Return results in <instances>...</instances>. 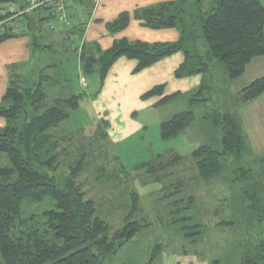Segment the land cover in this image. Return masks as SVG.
I'll use <instances>...</instances> for the list:
<instances>
[{
    "label": "rangeland",
    "instance_id": "obj_1",
    "mask_svg": "<svg viewBox=\"0 0 264 264\" xmlns=\"http://www.w3.org/2000/svg\"><path fill=\"white\" fill-rule=\"evenodd\" d=\"M4 5V2H0V7ZM153 5L156 4L150 6ZM139 6L140 0H107L102 6L106 16L99 20L96 18L94 22L103 25L106 34L101 42L97 40L87 44L104 51L105 40L107 47H111L115 41L122 39L148 44L173 43L164 42V39L171 40V33L175 38V31L179 38L175 29L152 30L139 24L135 13L149 7ZM190 6L193 10H208L210 0H191ZM122 12L129 16L128 26L111 32L107 24L112 23ZM90 16L85 24L78 23L75 18L73 26L83 24L87 27ZM163 30L175 31L165 35V32H160ZM42 35L51 36L52 33L39 31L36 37L41 38V42H29L27 47L21 39L28 37L30 41V35L14 36L0 44V89L5 82L9 83L7 86L15 82L20 89H26L40 76H46L58 84L51 95L48 93L52 98L62 93L59 88L66 86V82H61L67 78V83L76 89L75 93L83 96L78 107L71 110L68 118L55 130V136L60 140L59 165L49 175L62 184L72 175V167L83 160V169L73 173L74 181L85 197L94 202L97 217L107 223L111 233L122 229L128 222H135L141 227L115 253L103 257L102 264H229L230 259L226 257L233 253L231 248L234 244L241 247L244 256L259 236L264 238V219H261L264 214V181L261 186L257 179L258 164H249L243 159L250 167L255 183L261 188L260 212L249 207L254 204L250 202L251 192L247 198L245 196V200H248L243 199L241 187L245 183L235 181V170L244 163H225L217 176L203 180L198 177L192 158V153L202 146L219 149L220 134L206 118L217 112L234 114L236 110L233 88L224 82L226 76L222 67L218 66L217 70L211 71L210 77L204 78L205 86L210 88L197 97L203 102L191 104V94L199 88L200 82L197 87L180 95L181 99L166 106L163 94L143 100L160 97L157 109L149 107L142 112L143 108L135 104L134 112L138 114L134 119L132 114L129 117L132 122L139 120L143 124L142 129L123 139L128 132L126 129L120 131L126 125L123 114H114L100 97L105 80L99 88L96 74L86 75L80 68L74 67L75 63L70 60L73 57L70 45L73 41L70 44L66 40L53 41L47 48L48 44ZM78 41V45L82 46L81 39ZM67 52L70 54L65 58ZM79 75L87 79L86 86L80 84ZM175 96L179 95H173L170 99ZM2 97L0 105L3 103ZM185 111L194 112V121L176 138L161 141L160 124ZM116 117L118 123L121 121L120 129L114 121ZM10 121L12 126L16 125L15 119ZM6 125L7 121L0 117V130ZM160 165H164L163 168ZM8 166V157L0 153V168ZM153 166L156 172L149 171ZM55 209V203L49 197L41 202L24 200L20 216L22 219L31 216L40 219L44 212ZM131 209L132 213L127 217ZM214 222L231 225L215 226ZM243 256L235 258L234 264H241Z\"/></svg>",
    "mask_w": 264,
    "mask_h": 264
},
{
    "label": "trees",
    "instance_id": "obj_2",
    "mask_svg": "<svg viewBox=\"0 0 264 264\" xmlns=\"http://www.w3.org/2000/svg\"><path fill=\"white\" fill-rule=\"evenodd\" d=\"M93 1L72 0L74 5L87 12L86 18L94 8ZM0 2L24 8L23 0ZM190 2L159 3L140 9L134 15L146 28L177 30L179 38L173 43L148 44L122 39L104 51L92 44H82L78 50L77 39L82 37L84 26L77 24L65 32L69 44L70 38L74 37L70 44L75 49H72L74 67L86 75L96 74L101 88L109 69L122 57L136 62L133 73L137 74L181 52L184 59L174 77L200 75L202 81L191 94V104L203 102L197 97L210 88L205 86L204 78L211 71L222 67L226 76L224 82L230 85L241 77L253 58L264 56V7L259 0H210L208 10H193ZM48 14L42 16L38 11L24 17L22 21L26 30L33 23L48 22L51 16ZM128 23V14L122 12L107 24V28L114 32L126 28ZM24 33L16 34L8 25L0 31V44ZM67 81L68 78L61 82H66V86L59 88L62 93L53 98L51 91L54 92L58 84L46 76H40L26 89L11 82L2 97L0 117L7 121V125L0 130V153L8 157L9 166L0 168V264H102L103 257L115 253L141 228L135 222H128L122 229L111 233L107 223L97 217L94 202L85 197L74 181L73 173L83 169V160L72 167V175L62 184L49 175L59 165L60 140L56 138L55 130L83 98ZM163 90V85L156 86L141 99L161 96ZM263 92L264 79H260L243 89L235 99L237 103L246 104ZM170 98L164 97L163 102L170 101ZM11 119L16 120L15 126H12ZM194 119L193 111H185L162 122L159 126L161 141L176 138ZM206 119L220 134L219 149L202 146L192 153V158L198 177L210 180L221 172L225 163H244L247 147L232 113L217 112ZM244 164L235 170V181L245 183L241 187L243 199L251 192L250 202L254 204L249 207L260 212L261 188L255 183L250 167ZM155 168L153 166L149 171L156 172ZM47 197L54 201L55 210L44 212L40 219L33 216L21 218L24 200L41 202ZM131 213L132 209L127 217ZM241 264H264V238L259 236L252 249L246 250Z\"/></svg>",
    "mask_w": 264,
    "mask_h": 264
},
{
    "label": "crops",
    "instance_id": "obj_3",
    "mask_svg": "<svg viewBox=\"0 0 264 264\" xmlns=\"http://www.w3.org/2000/svg\"><path fill=\"white\" fill-rule=\"evenodd\" d=\"M95 1L96 2L94 4V8L92 9L90 20L87 24V27H84L82 37L80 38L83 44L92 43L93 41L97 40L101 42L102 37H104L106 34V31L104 32V26L101 24H94V22L96 18L99 20L102 17L106 16V12L103 10L102 6L105 5L107 0ZM167 1L171 0H140L139 7H146L150 6L151 4H158ZM259 2L264 7V0H259ZM41 15L44 16V14ZM35 26L37 27V29ZM55 29L57 31H55ZM55 29H46V23H33L31 28H27V30H25V33L22 34L23 36L30 35V41L28 37H24L21 39V42L24 43L26 47L28 46L29 42L37 44V42H41V38L37 39L36 35L39 33V31L42 33L45 30L52 33L51 36L42 35V38L44 39L46 44H48L47 46H51L53 41L60 42L66 40V31L64 27L59 24L56 26ZM170 31L163 30L160 32H165L166 35ZM175 33H173L175 38H173L171 33V40L164 39V42H175L178 38V34L176 31ZM73 38L74 37L70 39L73 40ZM78 42L80 43V41ZM107 45V41L105 40L104 50L110 47H107ZM69 54L70 53L67 52L66 56L64 57L68 58ZM72 56L73 57L70 60L75 63L74 53ZM183 59V54L181 52H178L170 57L162 59L155 65L143 70L138 74L132 73L134 68L136 67V62L132 60H127L123 57L120 58L111 67L106 76L104 87L101 91L100 97L102 103L105 104L108 108L110 107L114 114H117V116L123 114V119L126 123L124 128L122 127L123 129H120L121 121H119V123L116 121L118 117L114 119V121L119 124L118 127L120 131H124V129L128 130V132L126 133L127 135L123 137V139L129 138L130 136L137 134L139 130L142 129L143 124H141L139 120H137L138 122H132L129 117L132 114V116L134 115L132 117L134 119V117L138 114L134 112L135 104L138 103L139 106L143 108L142 112L148 110L149 107H154L157 109V103L160 101V97L152 98L147 101H143L141 99V96L147 91H149L151 88H153L154 86L164 85L165 88L163 90L162 98L171 97L173 95H179L175 96L172 100L170 99L169 102L165 103L164 106H166L167 104L173 101L181 99L180 95L199 85V83L201 82V77L199 76L183 79H176L174 77V72L182 64ZM260 79H264V56L253 58L249 62V64L246 65L241 77L231 83L229 86H232L233 94L234 96H236L243 89L251 85L254 81ZM8 84V82H5V84L1 86V97L5 93ZM235 107L236 110L233 115L240 127L241 135L243 136V140L245 141L247 147V152H245L244 158L249 164H258L259 176L257 177V179H259V184L262 186L264 181V92L259 97L249 103H236ZM214 223L215 226L231 225V223L225 222ZM231 249L233 253L227 256L226 258L230 259L229 264H234V259H240L243 256V252H241V247L239 248L238 244H234V247L232 246Z\"/></svg>",
    "mask_w": 264,
    "mask_h": 264
},
{
    "label": "built area",
    "instance_id": "obj_4",
    "mask_svg": "<svg viewBox=\"0 0 264 264\" xmlns=\"http://www.w3.org/2000/svg\"><path fill=\"white\" fill-rule=\"evenodd\" d=\"M24 8L18 9L14 5L6 4L0 7V31L4 30L6 26L10 25L13 32L23 33L26 30L25 22L22 19L33 12H40L41 14L49 15L50 19L46 22L48 30H54L57 25H62L65 31H71L74 28V22L85 24L87 18L85 11L74 5L72 0H23ZM76 18V19H75ZM78 50L81 45H78ZM74 49V46H72ZM75 50V49H74ZM80 77V84L84 87L87 85L86 78L82 75Z\"/></svg>",
    "mask_w": 264,
    "mask_h": 264
}]
</instances>
